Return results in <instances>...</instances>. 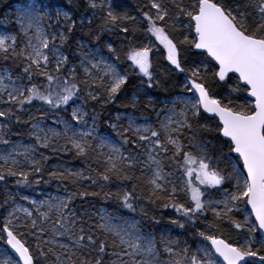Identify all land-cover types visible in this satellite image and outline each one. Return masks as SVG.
<instances>
[{"label":"snow or ice","instance_id":"6c2138e0","mask_svg":"<svg viewBox=\"0 0 264 264\" xmlns=\"http://www.w3.org/2000/svg\"><path fill=\"white\" fill-rule=\"evenodd\" d=\"M87 8L0 31V264H264V0Z\"/></svg>","mask_w":264,"mask_h":264},{"label":"trees","instance_id":"16d2710c","mask_svg":"<svg viewBox=\"0 0 264 264\" xmlns=\"http://www.w3.org/2000/svg\"><path fill=\"white\" fill-rule=\"evenodd\" d=\"M19 2H23V0H0V20L2 18L8 19L9 25H10L12 31H15V26L13 24V21H14V9H13V7L16 3H19ZM47 2L64 5L68 9L69 14L72 15L74 19H76L77 24H79V22H80L79 18L82 14L85 16H90V14H91V10L87 8V0H73L72 3H70L69 0H47ZM117 3L121 7L127 8V10H129V11H133L136 7L137 0H117ZM85 23H86V21H85ZM85 32H86V29H84L83 31L78 30L76 33V37L86 40L87 36L85 35ZM101 39L105 40V39H108V37L104 36ZM72 50L73 51L75 50V41L72 42ZM69 54H71V53L69 52ZM153 63H154V65H158V64L165 63V62L163 61L162 58L157 57L156 59H154ZM157 74H159V69H157ZM176 79L177 78H171L170 77L165 82L164 86H162L156 90H150L151 95L153 97L158 96L160 98H164L166 96L178 93L179 87L173 86L175 84ZM132 83H137V82L133 81ZM127 91H128L129 97H130L132 92H133L132 84H130L128 86ZM125 103H127V101H121V102H118L117 104L109 105L108 109L104 113H102L103 118H105V119L111 118L114 121V116L117 113L132 112L133 109L131 107H125L124 106ZM145 103H147V97H144L143 95H141L139 97L138 108L136 109L137 116H140V115L141 116H150V117L154 118V113L151 111V109H144L143 112H141L139 110L140 108L143 107V105ZM101 127H105V126L103 124H101ZM21 131H23V129H21ZM63 162L68 167H76V168L80 167V161L78 159H72L71 157H68ZM49 163L53 164V165L56 164L57 163L56 158L53 157V159L50 160ZM50 190H56L55 182H53L51 186H46L44 188L45 192L50 191ZM27 194L32 196V197H35V194L32 193L31 191H29ZM0 199H2V196H0ZM89 199L93 203H95L96 207L105 206L109 210H111L112 207L114 206V202H109L108 204H104V202L101 200L94 199V198H89ZM89 206L90 205H85V207H89ZM166 220H167V217H165V224H162L160 227L166 226ZM167 226L171 227L170 225H167ZM153 230H155V229H153ZM175 231H179V230L176 229Z\"/></svg>","mask_w":264,"mask_h":264},{"label":"rangeland","instance_id":"374dc122","mask_svg":"<svg viewBox=\"0 0 264 264\" xmlns=\"http://www.w3.org/2000/svg\"><path fill=\"white\" fill-rule=\"evenodd\" d=\"M28 3H31V0H23V2H19V3H16L15 5H14V7H13V9H14V20H15V17L17 16V15H19V10L22 8V7H24V6H26ZM4 28H7V30L9 31V32H13L12 31V29H11V27H10V25H9V21H8V19H6V18H2L1 20H0V31H3V29ZM157 107H159V105H157ZM121 114H123V113H121ZM117 115V114H116ZM116 115L114 116V121H115V117H116ZM141 116V115H140ZM154 116H155V114H154ZM141 117H143V116H141ZM47 192V194H49V195H53V194H56V190H50V191H46ZM33 198H35V197H33ZM105 207V206H104ZM99 208V207H98ZM109 211H111V210H109ZM181 239H183V237H181Z\"/></svg>","mask_w":264,"mask_h":264}]
</instances>
